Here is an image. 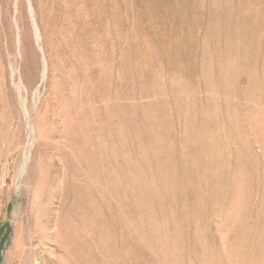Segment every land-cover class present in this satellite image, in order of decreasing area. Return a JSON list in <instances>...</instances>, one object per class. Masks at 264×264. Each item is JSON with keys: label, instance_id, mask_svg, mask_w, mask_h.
Masks as SVG:
<instances>
[{"label": "rangeland", "instance_id": "1", "mask_svg": "<svg viewBox=\"0 0 264 264\" xmlns=\"http://www.w3.org/2000/svg\"><path fill=\"white\" fill-rule=\"evenodd\" d=\"M0 264H264V0H0Z\"/></svg>", "mask_w": 264, "mask_h": 264}]
</instances>
